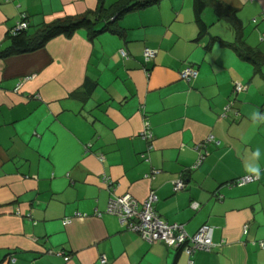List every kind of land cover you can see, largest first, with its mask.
I'll return each instance as SVG.
<instances>
[{
    "label": "crops",
    "instance_id": "crops-1",
    "mask_svg": "<svg viewBox=\"0 0 264 264\" xmlns=\"http://www.w3.org/2000/svg\"><path fill=\"white\" fill-rule=\"evenodd\" d=\"M115 1L0 0V52L23 19L29 34L85 15L99 28ZM205 1L201 23L194 0H156L0 57V264H264V0ZM150 191L164 221L211 225L212 248L149 243L106 212Z\"/></svg>",
    "mask_w": 264,
    "mask_h": 264
},
{
    "label": "built area",
    "instance_id": "built-area-1",
    "mask_svg": "<svg viewBox=\"0 0 264 264\" xmlns=\"http://www.w3.org/2000/svg\"><path fill=\"white\" fill-rule=\"evenodd\" d=\"M262 17L264 18V11ZM26 27L27 22L23 19L18 23L15 31L26 29ZM122 53L124 54L123 51ZM153 54V51L150 49H145V61H148L150 58H152ZM196 75V69L190 65H187L179 72L180 78L184 81H189L196 77ZM244 89L245 86L238 83L233 86L235 93H239ZM229 106L230 105H227L226 108ZM260 116L264 120V105L260 112ZM141 137L147 140L152 137L148 123H145L143 131L141 132ZM208 143H214L216 145L219 144L217 140H215L212 136H209L204 142L195 145V149L198 151V158L193 168L197 167L208 154L206 149ZM257 177V174H246L232 181L231 185L242 186L246 183L255 181ZM104 180V182L107 184V179ZM183 187L184 183L181 180H176L174 182L175 191L181 190ZM156 202L157 196L154 191H150L142 202L137 201L130 194L118 196L113 195L108 201L106 212L108 214L115 215L122 227L136 232L140 235V237L149 243L162 242L171 247H180L187 255H192L199 250L209 251L212 248L213 227L211 225L203 224L195 233L188 234L185 231L183 225L164 221L155 211L154 205ZM191 205L194 208L198 207L196 202H193ZM68 222L69 220L65 219V223ZM105 262L106 260L101 258V263L104 264Z\"/></svg>",
    "mask_w": 264,
    "mask_h": 264
},
{
    "label": "trees",
    "instance_id": "trees-1",
    "mask_svg": "<svg viewBox=\"0 0 264 264\" xmlns=\"http://www.w3.org/2000/svg\"><path fill=\"white\" fill-rule=\"evenodd\" d=\"M155 1L116 0L108 10L104 11L100 7L97 17L101 18L104 16V24L99 28H96L97 20H93L85 15L80 18L58 20L52 24L42 26L34 34H29L23 29L18 30L13 35H9L10 46L0 52V57L36 50L41 48L50 38L60 34L69 36L78 28H86L89 34L94 36L100 32L110 30V25L123 13L146 6ZM206 4L205 0H194L195 17L199 23H201V12Z\"/></svg>",
    "mask_w": 264,
    "mask_h": 264
}]
</instances>
